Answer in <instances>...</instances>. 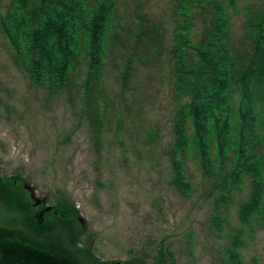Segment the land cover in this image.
I'll return each mask as SVG.
<instances>
[{"label": "trees", "instance_id": "trees-1", "mask_svg": "<svg viewBox=\"0 0 264 264\" xmlns=\"http://www.w3.org/2000/svg\"><path fill=\"white\" fill-rule=\"evenodd\" d=\"M121 1L9 0L3 11L0 7V33L14 64L32 84L46 87L50 95L74 93L79 115L99 148L115 98L119 100L105 82L107 67L114 65L110 61L121 59L120 100L125 102L141 67L171 63L168 79L176 106L167 155L172 185L185 196L192 193L187 166L196 159L203 175L214 182L217 207L229 209L248 181L250 191L237 215L243 224L256 220L263 228L264 4L241 8L240 0H173L169 45L164 22L138 13L135 23L128 24ZM231 10L245 16L250 44L243 51L232 43ZM149 136L151 141L157 134ZM24 181L0 173V264H148L141 256L121 262L97 257L82 244L79 211L64 198L55 206L59 225L40 223ZM11 215L21 219L18 225L12 226ZM224 220L216 214L213 222L220 227ZM61 225L68 230L69 244L44 241L41 235ZM239 230L234 243L243 244ZM233 253L228 250L229 264H244ZM154 264L177 263L161 252Z\"/></svg>", "mask_w": 264, "mask_h": 264}, {"label": "rangeland", "instance_id": "rangeland-1", "mask_svg": "<svg viewBox=\"0 0 264 264\" xmlns=\"http://www.w3.org/2000/svg\"><path fill=\"white\" fill-rule=\"evenodd\" d=\"M172 1L122 0L119 8L131 25L138 13L164 22L171 45ZM8 2L0 0L2 11ZM247 4L263 5L264 0L239 1L241 8ZM231 14L232 43L243 51L250 44L245 16ZM9 48L0 33V173L25 180L48 205L63 198L75 205L82 244L97 257L121 262L141 256L154 264L164 252L177 264H229L232 249L244 264H264V227L256 220L243 224L237 215L250 191L248 181L229 209L217 207L214 182L196 159L187 166L194 185L189 196L171 183L167 148L176 106L168 79L171 63L141 67L125 102L120 100L121 59L110 61L114 65L107 67L105 82L119 100L99 148L74 93L50 95L46 87L32 84ZM153 133L157 136L149 141ZM216 214L225 217L220 227L213 222ZM240 228L243 244H236Z\"/></svg>", "mask_w": 264, "mask_h": 264}, {"label": "flooded vegetation", "instance_id": "flooded-vegetation-1", "mask_svg": "<svg viewBox=\"0 0 264 264\" xmlns=\"http://www.w3.org/2000/svg\"><path fill=\"white\" fill-rule=\"evenodd\" d=\"M15 183H17V181H15ZM23 187L28 191L29 197L32 200L33 211L35 212L36 218L39 220L40 223H45L48 220L52 224H58V221H61V218L58 217L59 211L55 207L56 204L48 205L46 203L45 198H43V199L37 198V195H36L34 189L31 186H28L25 182L23 184ZM0 214H1V212H0ZM11 216L14 218L13 215H11ZM62 217L65 218V214H62ZM19 221H21V219L19 220V219L14 218V222L12 223V226L18 225ZM81 223H82V220H81L80 215H79L76 218L77 228L82 227ZM23 225L26 228H28L27 231L30 230L28 232L32 231L33 237L38 236L33 232L32 228L29 227L26 223H23ZM76 230L77 229H75V231ZM41 237L44 239V241L46 240L50 243L54 242L55 244H57V246H63V245L70 243V240H69L70 235L68 233L67 228H64L63 225L57 226V228L52 233L43 234V235H41Z\"/></svg>", "mask_w": 264, "mask_h": 264}]
</instances>
